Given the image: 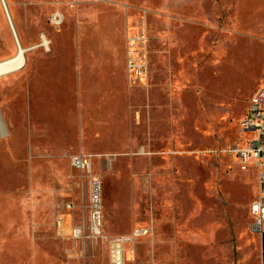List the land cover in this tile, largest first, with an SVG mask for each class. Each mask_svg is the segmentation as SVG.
<instances>
[{
	"label": "rangeland",
	"instance_id": "374dc122",
	"mask_svg": "<svg viewBox=\"0 0 264 264\" xmlns=\"http://www.w3.org/2000/svg\"><path fill=\"white\" fill-rule=\"evenodd\" d=\"M24 65L0 74V262L264 264L258 173L230 152L264 87V0H6ZM62 18L57 24L53 15ZM17 43L0 0V61ZM91 156L103 236L90 225ZM70 204V207L68 205Z\"/></svg>",
	"mask_w": 264,
	"mask_h": 264
},
{
	"label": "built area",
	"instance_id": "2783aa9c",
	"mask_svg": "<svg viewBox=\"0 0 264 264\" xmlns=\"http://www.w3.org/2000/svg\"><path fill=\"white\" fill-rule=\"evenodd\" d=\"M62 16L59 13L53 15V21L59 23ZM241 131L257 132L256 136H249L241 143H236L230 148V152L235 154L240 164L246 168L252 164L258 173V193L250 203V214L252 217L251 230L264 234V87L257 89L251 96L246 115L241 120ZM71 164L81 173L91 177L90 192V225L86 227L83 222L78 225L67 224L71 221L70 213L64 214L56 220V231L62 238H85L101 237L102 232V198L101 185L98 177L91 172V156L84 153H77L71 156ZM70 207V204L68 205ZM148 228H135L127 234L106 238L109 243L110 264H126V252L128 246L135 245L136 240L149 234Z\"/></svg>",
	"mask_w": 264,
	"mask_h": 264
},
{
	"label": "bare ground",
	"instance_id": "6f19581e",
	"mask_svg": "<svg viewBox=\"0 0 264 264\" xmlns=\"http://www.w3.org/2000/svg\"><path fill=\"white\" fill-rule=\"evenodd\" d=\"M7 8H8V6H7ZM4 11H5V8H4ZM10 17H11V15H10ZM11 20H12V18H11ZM8 21H9V19H8ZM18 42H19V40H18ZM18 42L16 41V43H17V52H16V54L14 56L8 58V59L0 61V74H4V73H8V72L20 69L24 65V63H25L24 52L25 51H24V48L21 46L20 42H19L20 47L18 46Z\"/></svg>",
	"mask_w": 264,
	"mask_h": 264
},
{
	"label": "water",
	"instance_id": "95a60500",
	"mask_svg": "<svg viewBox=\"0 0 264 264\" xmlns=\"http://www.w3.org/2000/svg\"><path fill=\"white\" fill-rule=\"evenodd\" d=\"M1 2H2L3 7L5 8V12H6L7 18L9 19V24H10L11 30L13 32V36H14L15 40L18 42V40H19L18 39V34H17L16 29H15L14 23L11 20V17H10V14H9V10L7 8L6 0H1ZM18 46L20 47L19 42H18ZM28 49L29 48H24V51L26 52V50H28ZM25 59H26V55H25Z\"/></svg>",
	"mask_w": 264,
	"mask_h": 264
},
{
	"label": "crops",
	"instance_id": "0c3cea01",
	"mask_svg": "<svg viewBox=\"0 0 264 264\" xmlns=\"http://www.w3.org/2000/svg\"><path fill=\"white\" fill-rule=\"evenodd\" d=\"M0 264H6V262L1 261ZM11 264H20V261L17 259V261H14V262L11 263Z\"/></svg>",
	"mask_w": 264,
	"mask_h": 264
}]
</instances>
